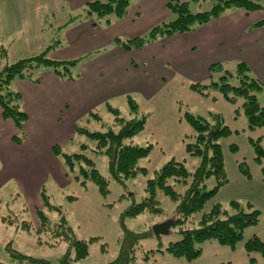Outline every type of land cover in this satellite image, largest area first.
Returning a JSON list of instances; mask_svg holds the SVG:
<instances>
[{
    "label": "rangeland",
    "instance_id": "rangeland-1",
    "mask_svg": "<svg viewBox=\"0 0 264 264\" xmlns=\"http://www.w3.org/2000/svg\"><path fill=\"white\" fill-rule=\"evenodd\" d=\"M139 1L131 0V6ZM259 2L264 5V0H259ZM53 3L59 6L54 7ZM214 4L213 1H205L203 4L193 2L190 9L193 13L205 12L211 10ZM70 9V6L61 1L52 0L51 10L53 11H50L48 15L50 29L46 32V37H51V44L58 38L64 43L67 42L63 31L58 30L57 24L70 20L72 17L75 21L85 19V12L82 8L75 11ZM2 42L6 44V48H9L10 42L5 39L1 40L0 44ZM15 57L17 53L14 52L13 55L11 50L4 65L20 60ZM227 69L234 75L237 70L235 66ZM249 73L258 80L253 70ZM80 74V67L73 70L75 78ZM219 77L220 75H215L214 79L218 80ZM189 78L185 75H178L152 98L146 99L143 95L133 93L131 99L139 106L136 115L131 114L127 95H117L108 104L101 105L93 111L99 119L89 114L77 124V128L86 129L91 133L106 132L109 129L117 131L119 126L116 125V116L109 106L119 110V116L125 120L141 119L146 115L145 129L133 139L125 141L126 144L133 142L134 145L143 148L150 147L149 155L139 161V166L147 169L146 174H139L123 184L114 180L111 176L108 157L105 154L96 153L97 142L86 133L77 132L72 140L63 145L60 143L62 147L57 145L65 154H82L93 160L95 168L108 181L107 195H103L94 182L86 180L81 175L82 168L90 169L88 165L83 161L75 160L74 166L70 168L65 164V160L56 154L62 166L54 167L53 172L42 185L40 207L32 204L37 202L35 201L37 194L31 187H29V191L31 190L29 197L32 201L27 198V190L25 191L24 186L20 184L21 175L12 172L8 176L5 174L3 180L9 179V181L0 187V264H13L14 262L17 264V261L13 259L11 249L29 257L51 261L54 264H59L69 252L73 257L75 256L74 250L67 241L59 240L48 232H38L41 227L38 209L45 212L51 225L59 224L65 219L74 238L88 242L89 255L86 259L80 260L79 264H108L116 260L121 249L124 227L136 233H142L156 224L176 219L178 202H174L173 198L166 196L161 190L157 191V200L163 209L161 215L147 212L136 218L122 216L134 203L143 201L147 196L148 180L154 178L155 172L169 161L174 159L184 163L191 174L200 166L201 159L191 156L186 149L187 144L195 142L196 136V131L186 118L187 113L202 117L213 125L220 117L222 124L230 130L229 134L219 139L228 182L208 202L204 211L207 212L212 206L219 204L223 211L235 214L237 210L232 204L238 203L245 211L251 208L258 210L260 212L259 223L257 226L247 228L243 238L234 248L221 245L215 240L199 244L202 247V253L192 261L177 258L166 251L169 243L181 239L178 233L179 228L175 226L169 235L142 241L135 249V260L131 264H264V256L261 253L249 254L245 250L246 242L254 235L264 241V155L258 160L254 146L258 142L260 148L264 150V126L257 129L249 127L243 108L244 99L237 97L235 101H229L214 87L204 91L207 96L202 95L191 88L194 83ZM228 81L235 86L240 84L236 76L230 77ZM261 82L264 86V82ZM210 83L211 79H206L202 85ZM13 85L12 89L15 90ZM255 94L260 105L264 107V87ZM17 136H21L20 131ZM26 138L25 133L22 143L26 141ZM2 168L3 163L0 160V170ZM191 182L192 176L187 184L176 183L173 180L170 184L175 185L177 193L183 195ZM215 185L216 179L213 177L206 182V190H212ZM42 193L46 195L50 205L57 209L43 204ZM204 211L199 212L195 217L198 219ZM25 222L29 224L30 231L24 228ZM39 238L42 243L39 242ZM159 245L163 247V252L150 253V258L146 260L147 252L156 251Z\"/></svg>",
    "mask_w": 264,
    "mask_h": 264
},
{
    "label": "crops",
    "instance_id": "crops-1",
    "mask_svg": "<svg viewBox=\"0 0 264 264\" xmlns=\"http://www.w3.org/2000/svg\"><path fill=\"white\" fill-rule=\"evenodd\" d=\"M57 1L75 11L84 10L94 0ZM166 4L167 0H140L130 5L125 18L113 17L110 25H95L86 17L72 23L74 17L58 22L56 26L67 42L62 41L63 46L51 57L69 60L86 56L76 67H80L81 74L71 81L45 71L40 83H14L29 117L24 127L27 138L20 145L13 141L19 130L12 120L3 118L0 107V187L9 181L3 180L5 174L18 173L27 198L31 200V187L37 194V202L31 203L40 207L42 185L54 167L62 166L53 151L55 145L62 147L72 140L79 120L117 95L129 98L136 93L152 98L178 75L202 83L210 79V69L217 64L230 71V66L236 70L239 63H246L264 82V26H255L264 19L263 10H229L193 32L161 38L141 50L126 51L118 44L117 39L143 36L172 20ZM51 7L52 0H0V43L4 39L10 42L9 48L1 44L8 55L12 50L21 60L51 45V37H46Z\"/></svg>",
    "mask_w": 264,
    "mask_h": 264
},
{
    "label": "trees",
    "instance_id": "trees-1",
    "mask_svg": "<svg viewBox=\"0 0 264 264\" xmlns=\"http://www.w3.org/2000/svg\"><path fill=\"white\" fill-rule=\"evenodd\" d=\"M213 1V8L209 11L193 13L191 5L193 2ZM131 0H94L87 3L84 7L85 17L94 21L95 25H110L112 18H125L130 9ZM167 9L172 14L173 19L165 21L153 27L148 33L136 38L117 39L120 46L126 51L141 50L145 46L165 37L176 34H186L193 32L198 27L222 17L229 10H245L247 12H256L264 10L259 0H167ZM71 20L70 23L74 22ZM256 27L264 26V19L255 24ZM60 38L55 39L42 53L28 58L21 59L13 64L4 62L8 59V51L0 44V107L3 118L12 120L21 136H15L13 141L22 144L25 137L24 127L29 117L23 109V96L19 91L13 90L12 85L16 81H31L40 83L45 71L54 72L63 80H76L73 70L79 66L86 56L58 60L51 57L54 51L62 47ZM251 69L246 63H239L235 75L224 70L222 65H213L210 69L211 83L202 85L194 83L191 88L194 91L207 96L204 92L207 88L218 89L229 101H235V98L244 99V113L248 119L249 127L257 129L264 126V107L258 101V91L263 90V83L250 76ZM215 75H220L219 79H214ZM236 76L240 84L238 86L229 83V78ZM131 114H137L139 106L131 97H129ZM115 113L116 125L118 130L109 129L106 132L91 133L86 129L77 128V132L86 133L97 142L96 153L105 154L109 159L111 176L119 183L136 178L139 174H146L147 169L139 166V161L147 157L150 147H140L133 142L126 144L125 141L133 139L145 129L147 116L141 119L132 118L125 120L119 116V110L109 107ZM98 118L97 115L92 114ZM218 117V116H216ZM189 124L196 131L195 142L187 144V152L194 157L201 159L200 166L191 174L184 163L177 162L174 159L165 164L160 170L155 172V176L147 182V196L140 203H134L125 211L122 217L136 218L144 213L161 215L163 209L157 200V191L161 190L166 196L173 198L178 202L176 208V223L179 228L178 233L181 239L177 242H171L166 247V251L177 258H184L192 261L200 256L202 247L199 244L206 241L215 240L219 244L229 247L236 245L243 238L244 232L249 227L257 226L260 220L258 210L245 211L240 208L238 203H233L237 210L235 214H229L223 211L219 204L212 206L207 212L204 210L208 202L218 193L222 186L228 182L227 172L224 163L222 146L219 143L221 137L230 133L227 126L223 125L220 117L216 124L206 122L202 117H196L189 113L186 114ZM99 119V118H98ZM255 149L258 154V160L264 155V150L257 144ZM54 153L65 160V164L72 168L75 160L83 161L90 169L82 168L81 175L86 180H91L98 187L103 195H107L108 181L95 168V162L82 154H65L60 147L53 148ZM192 176V182L183 195L177 193L175 185L170 184L173 180L176 183L187 184ZM216 179V185L212 190H206V182L211 178ZM86 184V182H84ZM43 204L50 208L48 198L44 193ZM204 211L197 219L195 215ZM41 227L38 232H48L59 240H65L75 252L73 257L67 253L59 264H79L89 255V245L85 240L74 238L72 230L66 225L63 219L59 224L51 225L49 218L42 209L37 211ZM190 224L194 226H189ZM174 226V227H175ZM24 228L31 230L28 223H24ZM157 239L154 236L152 227L145 232L136 233L124 227V234L121 239V249L119 256L113 262L108 264H131L135 260V249L142 241L147 239ZM160 238V237H159ZM39 242L42 243L39 238ZM247 253H261L264 256V241L254 235L245 244ZM14 261L17 264H54L45 259H38L24 255L11 249ZM163 252V247L150 250L146 254V260L150 258V253ZM15 264V262L13 263Z\"/></svg>",
    "mask_w": 264,
    "mask_h": 264
},
{
    "label": "water",
    "instance_id": "water-1",
    "mask_svg": "<svg viewBox=\"0 0 264 264\" xmlns=\"http://www.w3.org/2000/svg\"><path fill=\"white\" fill-rule=\"evenodd\" d=\"M176 220L170 219L163 223L156 224L152 227V231L155 237L159 238L163 235H169L172 228L175 226Z\"/></svg>",
    "mask_w": 264,
    "mask_h": 264
}]
</instances>
